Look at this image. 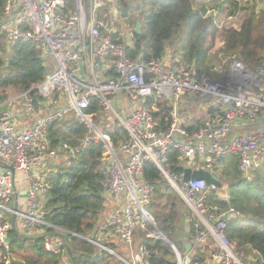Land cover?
<instances>
[{"label":"built area","instance_id":"1","mask_svg":"<svg viewBox=\"0 0 264 264\" xmlns=\"http://www.w3.org/2000/svg\"><path fill=\"white\" fill-rule=\"evenodd\" d=\"M116 9L113 0H5L2 6L0 35L8 44H36L39 59L49 73L32 90L0 105V249H8L11 229L43 232L49 228L64 236V231L44 221L46 178H39L36 169L62 155L74 156L95 136L108 154L102 186L107 199L117 204L99 226L100 241L113 236V241L124 242L131 249L136 230L156 236L157 228L148 212L151 187L143 178L144 166L149 163L190 210L195 231L190 241L192 249L212 239L216 251L211 259L220 264H264L256 251L251 249L247 256L227 242L226 220L241 214L232 208L224 211L208 206L210 193L217 188L207 186L202 179H183L186 169H202L218 180L222 162L232 156L238 159V169L247 182L252 181L264 159V65L250 68L233 61L230 70L217 69V80L210 81L194 77L176 63L164 66L165 59H131L125 44L112 39L117 30L110 27L109 19L112 23ZM54 93L59 97L57 103L52 101ZM188 96L206 100L215 110L209 121L190 133L179 126L176 108L178 101ZM92 99L103 112L113 113L127 134L117 151L91 122L93 116L85 114ZM149 99L153 103L143 106ZM18 101L25 115L34 117L31 124L19 130L12 123L14 110H5ZM163 101L171 104L170 125L164 131L158 129L155 120L159 111L156 102ZM128 102L137 107L125 108ZM70 114L88 128L81 147L71 149L62 144L49 149L48 127L66 122ZM172 150L180 152L183 163L178 174L165 165ZM16 173L21 174L24 185L16 179ZM222 201L229 203L227 196ZM72 236L115 255L98 242ZM43 246L48 253L64 256L59 239L46 235ZM147 258V251L140 247L132 264H148ZM118 260L129 264L122 257ZM174 261L191 264L189 255L174 257ZM63 264H70L67 258Z\"/></svg>","mask_w":264,"mask_h":264},{"label":"trees","instance_id":"2","mask_svg":"<svg viewBox=\"0 0 264 264\" xmlns=\"http://www.w3.org/2000/svg\"><path fill=\"white\" fill-rule=\"evenodd\" d=\"M199 1L203 2L204 7H198L197 0H113L116 8L131 6L128 18L124 19L120 15L126 22L127 29H118L113 35V42L125 44L128 57L143 62L161 60L172 50V53L180 54L181 65L189 69L194 77L210 81L217 80V66L227 61H239L250 68L264 65L263 14L259 18L255 17V7L251 6L247 9L246 18L239 30L219 31L213 17L208 15L213 11L205 8L208 0ZM221 1L224 2L222 4L231 5V15L243 9L239 0ZM4 2L5 0H0V12ZM222 4L216 9H220ZM136 22L141 25L140 35L134 30ZM126 39L132 41L131 46L126 45ZM48 73L39 59L36 44H8L0 35V105L9 101L10 92L20 95L32 90L44 81ZM52 101L59 102L57 93L53 94ZM152 103L153 99H149L143 106ZM156 104L159 108L155 114L157 127L164 131L170 125L171 104L164 101ZM214 111L208 109L211 115ZM102 113L95 99L90 101L89 108L85 110V114L92 115L95 120ZM96 127L102 135L109 138L114 151L127 139L125 130L116 121L105 122L101 119ZM195 128L196 126H192L186 130L190 133ZM87 135V126L70 114L64 124L55 122L48 127V147L58 149L66 144L71 149H77ZM105 155L103 143L93 136L88 147L74 156L67 155L65 167L46 178L47 187L42 207L44 221L64 231L67 243L65 244L63 235L49 228H45L42 236L22 234L17 228L11 229L8 249H0V264H63L64 258L70 264L121 263L100 247L72 236L76 234L93 240L115 255H121L116 241H100L98 237L99 226L111 209L102 186L108 168ZM165 165L170 172L180 173L183 168L180 152L172 150ZM143 178L151 187L148 212L156 227L175 247L180 248V252L183 248L175 236L183 228L185 219H190L191 212L152 164H145ZM218 181L220 187L210 193L208 206L224 211L232 208L241 214L240 217L227 218L224 231L227 242L243 250L247 256L251 255L252 249L264 259V159L261 160L260 168L254 172L252 181L247 182L238 169V159L227 157L222 162ZM223 196L228 197L229 203L222 201ZM189 229L192 240L195 231L191 219ZM46 235L61 241L65 249L64 256L45 251L43 244ZM207 241L191 250V264H206L216 251L214 241ZM131 246L137 251L140 247L147 251L148 264L175 263L169 246L140 230L135 232Z\"/></svg>","mask_w":264,"mask_h":264},{"label":"rangeland","instance_id":"3","mask_svg":"<svg viewBox=\"0 0 264 264\" xmlns=\"http://www.w3.org/2000/svg\"><path fill=\"white\" fill-rule=\"evenodd\" d=\"M202 3H203L202 1H199L198 2V0H197L196 5L198 7H200V6L201 7H204ZM220 3L222 4L224 2L221 1V0H208V2L205 5V8L206 9H209V10H212L213 11V12H211L208 15H211L213 17L214 22L216 23L217 29L219 31H222L223 29L239 30L240 27L242 26L245 18H246L245 13H246L247 9L249 7H251V6H254L255 7V11H254L255 17H258L259 18L262 14H263L262 16H264V0H241L240 1V6L243 9L240 10V11H238V12H236L233 15L230 14V11L232 10V7L228 3L222 4L223 6L220 9H216V7H218L220 5ZM128 15H129V12H128ZM112 19H113V22L112 23H111V19H109V24H111L110 27L112 29H116V30L119 29L121 31L124 28L127 29L126 22H124V20L121 18V16L119 15V13H117L116 11H113ZM125 42H126V45L127 46H131V43H132L131 40L126 39ZM220 46H221V44H220ZM166 56L167 57H170V59L173 61V63H176L178 65H181V63H180V61H181L180 54L172 53V50H171L170 53H168ZM231 65H232V62H228L227 61V62H225V64H223V65H221L219 67L217 66V68H220L221 67L223 69L224 67H226L228 70H230ZM9 96H10V99H11V98H13L16 95L13 92H10ZM10 99H9V101H10ZM21 103H22L21 101H18L15 105L20 106ZM178 103H179V109H180L181 104H182L181 100H179ZM8 105L9 104H7L6 106H8ZM132 105H133L132 103L128 102L129 108H131ZM193 117H194L193 122H195V123L196 122H199L200 120H205V121L208 120V118H209L208 108H207L206 103L204 101H200V100L197 101L196 105L193 108ZM101 119H103L105 122H113V121H116L119 124V126H121L120 122L116 119V117L114 116V114L111 113V112H109V113L103 112L100 115V118L99 119H97V120L93 119L92 122L96 126V125H98L100 123V120ZM107 156H108V154L106 153L105 158H107ZM45 164H47V163L41 164L38 167V170L41 167H43ZM66 164H67V161H60V163L57 166L51 167V168L47 167V170H45V171H38V170H36V173L38 174L39 178H41V177L47 178L52 173L57 172V170L63 169ZM195 169L196 168L194 167L193 170H195ZM200 170L201 171H205V170H202V169H200ZM207 172L208 171H205V173H207ZM209 175H211V174L209 173ZM16 179H18V181L19 182H22V185H24L23 180H22V176H21L20 173H16ZM43 197H45V196H43ZM107 204L108 205H111L112 202L108 199L107 200ZM182 229H184V224H183V228ZM18 230L22 234H27V235L29 234V235H33V236H42L44 234L40 230L39 231L38 230H33L32 232H24V231H22L20 229H18ZM157 230H159V229L157 228ZM181 230L179 231L180 234L183 232ZM111 240H115V238L113 236H111ZM119 243L121 245H124L125 244L124 242H119ZM119 250H121V249H119ZM120 254L121 255L120 256H117V257H122V256H125L126 255L124 252L123 253L120 252ZM117 261H118V259H117ZM119 264H122V263H119Z\"/></svg>","mask_w":264,"mask_h":264},{"label":"crops","instance_id":"4","mask_svg":"<svg viewBox=\"0 0 264 264\" xmlns=\"http://www.w3.org/2000/svg\"><path fill=\"white\" fill-rule=\"evenodd\" d=\"M163 59L166 60V62H164V64H163L164 66H167L168 67V66H170L173 63V61L170 59V57L165 56ZM180 100L182 102L180 109H179V103L176 105V108H177V119H178L179 126L185 127V128H189V127H192V126H196L197 127L201 123L206 122V121H209L211 119V114H209L208 120H206V121L205 120H200L199 122H196V123L193 122V120H194V117H193V108L196 105L197 100L192 99V96L184 97V98H182ZM204 102L206 103V106L209 109V106L207 104V101L204 100ZM121 106L123 108V104ZM134 107H137V106H134V105L131 106V108H134ZM125 108H129L128 103H127V105H125ZM131 108H129V109H131ZM12 109L14 110L13 118H12V123L16 127V129L19 130L21 128H25L26 126H28L29 124H31L33 122L34 117L33 116H30V115H25V113L20 109V106L11 105V106H8V107L5 108V110H12ZM19 114H22V117H17V115H19ZM92 120H93V117L91 119V122H92ZM96 128H98V127H96ZM65 160H66V155H62V157L59 160L54 161V162H48L43 167H41L39 170H38V168L36 170H38V171H45V170H47V167H49V168L55 167V166H57L60 163V161H65ZM23 196L24 195L22 194V197ZM110 201L112 202V204L110 205L111 208H112V205L117 206L116 202H114L112 200H110ZM184 223H185V221H184ZM179 231L176 233L175 239H176V241L179 242L180 245H182L181 248H183V250H181L179 252L178 249H180V248L179 247H175L167 239L172 244V246L174 247V250L172 249V251H173L174 257L176 259H177V256L178 257L179 256L182 257L183 256V253H184V245H183V242H184V229H183V232L181 234L179 233ZM190 241H191V239H190ZM207 242L208 241H206L205 243H207ZM116 244L118 246V249H121L120 252H122V253L124 252L126 254L125 256H122V258L124 257L123 259H125L129 264H132V262H133V259H132L133 258V255L138 254V251L135 250L134 248H132V246H131V249H129L126 244L121 245L117 241H116ZM206 264H220V262L219 261H216V260H213V259L210 258L207 261Z\"/></svg>","mask_w":264,"mask_h":264},{"label":"water","instance_id":"5","mask_svg":"<svg viewBox=\"0 0 264 264\" xmlns=\"http://www.w3.org/2000/svg\"><path fill=\"white\" fill-rule=\"evenodd\" d=\"M131 6H128L125 9H121V8H117V12L124 18L126 19L128 17V12L130 10ZM135 32L140 35L141 34V25L139 22H136L135 24V28H134ZM80 72H82V69L80 70ZM62 124H64V120L60 121ZM13 173V170H12ZM184 181H189V180H204L205 183L207 184V186H214L215 188H219L220 187V183L217 181L216 177H214L213 175H209V172L205 173V171H201V170H196V171H191L189 169L185 170V175L183 177ZM15 209V208H14ZM15 222V219H13V223ZM156 236H154V238L156 240H160L163 243H165L167 246L171 247V249L174 250V247L172 246V244L167 240V238L159 231L156 230ZM190 229H189V220L185 219V223H184V253H183V257H186L189 255V253L191 252V244H190ZM65 244L67 243V239L65 236H63ZM7 243H10V239H7ZM66 249L67 245H66ZM115 256V255H114ZM117 259L118 257L115 256ZM170 264V263H167Z\"/></svg>","mask_w":264,"mask_h":264}]
</instances>
